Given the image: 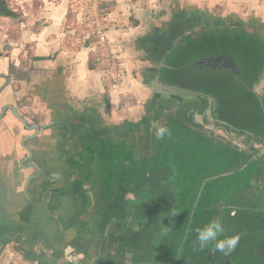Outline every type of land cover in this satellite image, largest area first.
Segmentation results:
<instances>
[{
    "label": "crops",
    "instance_id": "0c3cea01",
    "mask_svg": "<svg viewBox=\"0 0 264 264\" xmlns=\"http://www.w3.org/2000/svg\"><path fill=\"white\" fill-rule=\"evenodd\" d=\"M104 3L108 22L100 46L84 22L87 0H0V33L7 35L0 48V264H93L98 254L118 255L123 243L115 220L103 235L89 231L106 204L95 209L92 192L76 177L61 175V169L46 179V169L59 162L45 123L63 115L50 110L48 98L78 100L101 93L112 101L119 95L112 87L118 70L122 86H140L143 66L137 56L147 53L145 47L154 53L153 46L159 51L163 42L191 37L201 27L241 31L242 46L260 51L264 64V44L246 34L264 29V0ZM206 46L204 59L215 57L218 48ZM78 239L79 250L71 245Z\"/></svg>",
    "mask_w": 264,
    "mask_h": 264
},
{
    "label": "rangeland",
    "instance_id": "374dc122",
    "mask_svg": "<svg viewBox=\"0 0 264 264\" xmlns=\"http://www.w3.org/2000/svg\"><path fill=\"white\" fill-rule=\"evenodd\" d=\"M246 34H250L248 36L260 45L264 44L263 28L254 27ZM237 35H240L238 40ZM190 36L176 38L172 40V44L165 42L158 46L159 51L156 52L154 51L156 47L153 46L154 53L148 52L145 47L147 53L143 52L142 56H137V60L139 58L138 61L143 66L139 74L140 86H122L120 79L122 72L118 70L119 77L114 78L112 87L119 95L117 98H112V101L106 99L108 97L102 98L101 93H97L100 95L96 98H79L81 100L47 99V103H52L50 110L52 112L60 110L63 115L60 119L57 115L52 116L45 123V127L50 128L48 132L51 130V138H55L56 142L51 144L55 148L54 156L59 162L57 166L46 169V179L53 175L58 176V170L61 169V175L72 179L76 177L83 187H87V190L92 192L95 209L107 205L112 189L120 185L130 187L145 170L157 169L160 165H165L172 167L177 173V181L182 184V189L181 187L176 189L179 215L177 226L174 229L171 226L166 228L160 238L159 252L163 263L171 260L176 239L187 223V206L193 203L198 193L195 187L200 185L201 179L210 178L212 174L226 172L231 168L233 171L236 165L251 153L248 151L249 144L244 141L258 131V128L248 124L231 125L233 127L229 131L221 125L214 124L211 120L219 119L220 116L214 97L215 92L192 88L190 85H195V82L193 80L182 82L183 75L177 71L181 66L184 67L181 62L190 55L204 59L205 56L201 51L206 48L201 49V46H214L210 49L216 50L223 44H228V41L243 42L241 31L224 27L221 31H209L207 27H201V30L195 29ZM239 51L235 55L231 52L236 62L234 67H240L241 71L248 74V70L252 68L248 63L250 59L244 56L241 61L237 56L247 55L248 47ZM254 51L255 55L262 57L261 53ZM261 57L258 59L261 60ZM147 58H151L152 62L147 63ZM172 72L180 76H176L180 80L173 79L171 76L174 74L170 76ZM208 75L211 74L205 76ZM212 75L218 76L219 73ZM247 77L245 75V79ZM197 78L201 79L198 75ZM237 82L241 84V81ZM224 84L230 83L224 82ZM251 91L258 94L259 98H261L260 94L264 95V64L258 79L256 78L251 86ZM224 93H226L224 97L231 94L228 93V89H225ZM239 95L246 97L247 90L239 92ZM238 99L241 100L239 104L234 102L233 105L226 106L224 112L227 117L237 115L231 110L232 108L246 107H242V102H247V98ZM176 112L190 116L193 124L178 120L175 116ZM259 122L264 125V118ZM29 124L37 125L33 120ZM160 126H167L171 134L162 140H157L155 132ZM237 129L243 131L238 133ZM61 131L63 133L59 141L60 135L57 133ZM95 140H100V151L93 150L94 147L90 148L89 144L94 143ZM248 141L253 143L252 139ZM254 143L255 148L261 146L257 142ZM223 147H227V150H223ZM263 167L261 161H256L239 173L227 176L220 188L228 189L233 185L244 183L251 188L260 186L263 181L261 173ZM40 174L41 171H38V175ZM203 216L208 219L206 214ZM209 221L210 219L207 220ZM30 241H33L32 236ZM128 259L129 257L118 253L116 263L130 264Z\"/></svg>",
    "mask_w": 264,
    "mask_h": 264
},
{
    "label": "trees",
    "instance_id": "16d2710c",
    "mask_svg": "<svg viewBox=\"0 0 264 264\" xmlns=\"http://www.w3.org/2000/svg\"><path fill=\"white\" fill-rule=\"evenodd\" d=\"M160 40L164 41V39H158ZM203 48L208 49L209 47L204 45L201 49ZM240 49L243 48L234 47L232 53L238 54L237 50ZM240 55L241 58L245 56L246 59H250L248 62L252 63L254 68L263 63L262 57L255 55L254 50L248 51L247 55ZM258 57H261V60ZM198 61L201 59H197V55H190L181 62L184 67H181L179 71L182 75L188 76V81L195 79L197 75L201 76L205 70H213L210 66L200 64ZM249 73L250 70H248ZM245 75V72L239 69L229 73L226 77L218 75L216 79L230 83L231 88H236L239 94L241 91L238 90H241L245 84L242 82ZM237 81H241V84ZM190 86L194 87V84ZM252 106L256 114L262 111L263 106L260 102L253 101ZM177 117H180L179 114ZM256 127L258 131L255 132L253 140L257 143H264L263 125L257 122ZM89 145L91 149L94 147L93 150H101L100 140H95ZM250 149L254 158L264 159L262 149ZM218 182L219 180H215L206 183L203 189L204 194L199 198L194 212H191L193 205L187 206L188 222L184 225V231H180L176 239L175 259L172 264H178L180 256L183 257V263L180 264H201V250L196 243V229L203 227L204 223L201 226V221L215 218L222 219L225 227L224 235H239L240 240L235 250L228 255L216 251L214 243L211 244L213 249L211 253L215 252V254L207 252V255L209 254L208 264H214V258L215 264H264L263 186L254 191L248 188L239 190L232 188L215 193V186ZM176 187H181V185L176 181L173 168L160 165L157 169L145 170L130 187L120 185L111 190L104 212L97 213L95 223L89 231L103 235L106 227L112 220H115L120 223L124 239L118 253L131 257L132 261L138 264L151 261L167 226L176 224V213L174 212L177 199ZM129 195L133 198L129 199ZM203 214H206L208 219ZM83 228L86 233L87 227L83 226ZM71 245L77 250L81 247L79 239L71 242ZM93 264H117L116 255L113 253L98 254Z\"/></svg>",
    "mask_w": 264,
    "mask_h": 264
},
{
    "label": "flooded vegetation",
    "instance_id": "af4514ba",
    "mask_svg": "<svg viewBox=\"0 0 264 264\" xmlns=\"http://www.w3.org/2000/svg\"><path fill=\"white\" fill-rule=\"evenodd\" d=\"M242 45H243V42L233 41L232 43H229V45L223 44L222 46H220V48H218L219 51L215 57L207 58L209 61H208V63H206V65L210 66L213 70H205V71H203V73L211 74V75L205 76L206 74L202 73V76H200L201 79H198L197 77H196L197 81L195 79H193V81L195 82V85L192 88L200 89V90H203L206 92H208V91H214L215 92L214 97H216V101H217V105H218L217 109L220 110V116H219V119L213 118L211 121L214 124H218V125L225 127L228 131L231 130L234 125L248 124L250 126L256 127L257 122H259L260 119L264 118V99L263 100L261 99V98H264V95L260 94L261 98H259L258 94L256 95L255 93H253L251 91V86L255 82V79L256 78L258 79V74H259L263 64L257 68H254L253 64L248 62L252 65V68L249 69L250 70V73H249L250 76H249V74H246V76H248L247 79L242 80V82L245 83V84H243L244 87L241 90H239V91L247 90V95H245L246 97H242V96L240 97V95L236 91V88H231L230 85H225L223 80H221V79L218 80V79H216L217 78L216 75H212L214 73H219V75H223V77H226L229 75V73H231L235 70H239L240 67H234V63H236L234 60V57L232 56V54H234V53L231 54L230 52H232L231 50H233L234 47H238V48L242 47L244 49L245 46H242ZM226 52L228 54H226ZM238 52L239 51L237 50V53ZM258 52L261 53L260 51H258ZM237 56L240 58V60L243 59V58H241V56H239V55H237ZM213 60L217 61V64H211V61H213ZM225 60H227V62H224ZM200 64H201V62H200ZM182 65H184V64H182ZM179 69H177V71H179ZM171 74H174V76H171ZM170 76L173 77V79H177V77H180V76L176 75L174 72L170 73ZM187 77H188L187 75H183V78L181 79V80H183L182 82H185V80H187ZM177 80H180V79H177ZM178 82L180 84V81H178ZM246 85H247V88H245ZM225 89H228V93H231V94H228L229 95L228 97H224V95L226 94V93H224ZM248 93H249V95H248ZM238 98H249L247 102H242V107L243 106H246V107L238 109L237 107H239V106H237L236 108H232L231 110L234 111L237 115H234V117L233 116L227 117L228 115L226 114V112H224L226 106H228V104L233 105L234 102H238L237 104H239V101H241V100H239ZM253 101H256L257 103H259V102L261 103V105L263 106L261 112H259L257 114L254 112V109H252V107H253L252 102ZM177 114H179L180 117H177ZM175 116L178 120L186 122V124H191V125L193 124V120H191L190 116L186 115L185 113L176 112ZM188 120H190V122ZM259 124L263 125L260 122H259ZM231 125H233V126H231ZM263 128H264V125H263ZM242 129L246 130L244 128H242ZM243 130L240 129V131H239L237 129L236 131L238 133H241ZM243 135H245V134H243ZM254 135L255 134H253L252 136H248V140L252 139L253 143H248L249 142L248 140L244 141L245 143L249 144L248 151H250L252 154L251 153L248 154L247 157H245L242 162H240L238 165H236V168L233 171H232L233 168H231V170L226 171V172H221L218 174H212V176L210 178L201 179L200 185L195 187V189L198 190V193L196 194V196L194 198L195 201L193 200V203L190 204V205H193L191 212H194L195 206L197 205L199 198H201L204 194L203 189H204L206 183H208L209 181L219 180V182L215 186L216 187L215 193H217L219 191H228L232 188H236L238 190L248 188V189H251L253 191L260 186L261 187L263 186L262 188H264V170H263L264 167L262 168L263 171H261V173L263 175V177H262L263 181L260 184V186L257 185V186H254V188H251L249 185H247V186L244 185V184H246V183H244V184H239V185H233V186H231V188H228V189H221L220 188V185L227 178V176L231 175L232 173H234V174L239 173L240 171L243 170V168L248 167L250 164L252 165L254 162L261 161L263 163V166H264V159L259 158V157L254 158V156H253L254 154L250 149V148H255L254 147L255 143L253 140ZM258 144L261 146H259V148H256V149H263L264 143H258ZM222 149L226 151L227 147H223ZM176 175H177V173L175 172V177H176ZM176 181H177V178H176ZM177 183L181 185V189H182V184L178 181H177ZM178 188H180V187H178ZM178 188L176 187V189H178ZM200 188H201V190H200ZM263 191H264V189H263ZM262 196L264 197V194ZM128 198L132 199L133 197L131 195H129ZM176 202H177V200H176ZM177 210L178 209H177V203H176V210H174V212L176 213V220L178 221L179 212H177ZM187 216H188V208H187ZM177 221H176L175 226H171V225H169V226H171L172 229H174L177 226ZM187 222H188V219H187ZM203 223H204V225H206L208 222L205 220L201 221V226L203 225ZM169 226H167V228ZM183 229H184V226L182 227L181 231H184ZM121 234H122V232H121ZM122 245H123V243H122ZM160 246H161V242L159 241V243L156 246V253H155L153 259H151V261L140 262L139 264H165L166 262L165 263L161 262L162 255L159 252ZM212 251H213V249L211 247V244L208 247H206L204 250H201V264H208L209 263V254L207 255V252L211 253ZM211 254L213 255V254H215V252L211 253ZM174 255H175V247H174V253L172 255L171 260L166 264H172L173 260L175 259ZM128 260H129L130 264H138V263H134L132 261L131 257H129ZM180 263H183V257H181V256H180L178 264H180ZM214 264H215V258H214Z\"/></svg>",
    "mask_w": 264,
    "mask_h": 264
},
{
    "label": "clouds",
    "instance_id": "9594fccd",
    "mask_svg": "<svg viewBox=\"0 0 264 264\" xmlns=\"http://www.w3.org/2000/svg\"><path fill=\"white\" fill-rule=\"evenodd\" d=\"M170 134L167 126H160L156 129L155 137L157 140H162ZM224 233L225 227L222 219H212L202 228L196 229V243H198L200 250H204L210 244L214 243L216 251L228 255L237 247L240 236H226Z\"/></svg>",
    "mask_w": 264,
    "mask_h": 264
},
{
    "label": "built area",
    "instance_id": "2783aa9c",
    "mask_svg": "<svg viewBox=\"0 0 264 264\" xmlns=\"http://www.w3.org/2000/svg\"><path fill=\"white\" fill-rule=\"evenodd\" d=\"M84 22L91 31L92 36L101 46L106 42L107 12L104 0H87ZM7 35L0 33V48L7 41Z\"/></svg>",
    "mask_w": 264,
    "mask_h": 264
},
{
    "label": "water",
    "instance_id": "95a60500",
    "mask_svg": "<svg viewBox=\"0 0 264 264\" xmlns=\"http://www.w3.org/2000/svg\"><path fill=\"white\" fill-rule=\"evenodd\" d=\"M4 50H6V48H4ZM208 61L209 60H206V59H202L201 61H198L199 63L201 62V63H203V64H206V63H208ZM211 64H217V61H215V60H213V61H211ZM8 109H10L11 111H12V113L14 114V116L20 121V122H22L26 127H27V125L25 124V122H24V120L18 115V113H17V111L14 109V108H12V107H8ZM28 129H31V128H29V127H27ZM35 129H37V127H35ZM29 152V151H28ZM261 153L262 154H264V147H263V149L261 150Z\"/></svg>",
    "mask_w": 264,
    "mask_h": 264
}]
</instances>
